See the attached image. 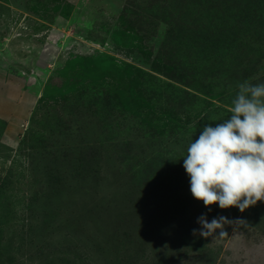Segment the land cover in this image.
I'll use <instances>...</instances> for the list:
<instances>
[{
  "label": "rangeland",
  "instance_id": "374dc122",
  "mask_svg": "<svg viewBox=\"0 0 264 264\" xmlns=\"http://www.w3.org/2000/svg\"><path fill=\"white\" fill-rule=\"evenodd\" d=\"M212 1L0 0V264H264V201L243 213L209 210L190 192L183 157L203 130L198 110L207 103L175 120L167 112L176 106L161 100H147L141 119L133 103L131 110L117 103L123 109L103 124L92 105L75 113L68 103L88 86L113 92L116 81L70 86L57 75L71 56L103 52L189 89L152 69L176 63L174 29H193L205 6L220 23L203 17L208 36L237 29L252 48L264 41L255 29L264 0ZM125 9L131 32L121 46L110 32L123 28ZM50 79L69 99L41 102ZM209 81L222 92L205 98L210 109L222 108L206 119L215 126L227 119L239 84L230 73ZM202 214L247 224L225 225L222 238L193 236Z\"/></svg>",
  "mask_w": 264,
  "mask_h": 264
},
{
  "label": "trees",
  "instance_id": "16d2710c",
  "mask_svg": "<svg viewBox=\"0 0 264 264\" xmlns=\"http://www.w3.org/2000/svg\"><path fill=\"white\" fill-rule=\"evenodd\" d=\"M214 0L211 2L213 4ZM128 9H125L121 15L122 27L128 17ZM209 13L208 6L203 8L201 14L196 15V20L193 29L186 26L177 25L174 29V40L172 47L173 53L179 54L176 58V63L171 65L169 62L163 67L155 65L152 69L154 72L165 75L170 80L183 84L189 89H180L173 86L169 82L160 80L152 73L144 72L141 69L122 64L103 52L94 53L89 56L75 55L66 62V64L57 72V75L65 81L68 85H72L75 81H88L92 86L97 82L107 79H113L119 85L117 90L108 92L100 90L99 92H92L85 89L84 93L75 97V93L71 97L72 103H68L72 107V111L77 113L81 109L86 110L95 107V113L100 116L103 124H106V118L112 111H120L123 108H118V104L127 107L126 110H131L130 104L133 103L134 109L137 111V117L140 118V108H143L147 100H161L168 105L176 106L175 112L168 111L167 114L170 119L175 120L179 113L184 114V118H188V111H194L200 107L199 102L204 101L206 106L199 109L202 113V119L211 118L217 111L222 110L220 106H214L210 109V102L205 98L221 97L222 92L215 93L211 89L212 83L205 82L206 77L209 76L211 80H216L218 76L225 73H230L234 77L236 84L248 81L250 84L264 83V41L253 48L248 44L247 38L240 36L237 29H234L233 35L216 30L215 33L208 36L202 28L200 23L204 16L213 19L216 28L218 20L212 17ZM167 11L162 10L158 17L160 20H166ZM183 18L180 17V20ZM215 19V20H214ZM190 25V24H189ZM260 36H264V16L258 21ZM191 27V26H190ZM233 30V29H232ZM237 30V31H236ZM131 32L127 27L110 32L111 40L117 45L123 46L125 34ZM239 31H242L240 28ZM109 34V32H107ZM224 36V37H223ZM264 38V37H263ZM181 45L182 48H179ZM194 59H190L192 56ZM162 82L159 87L156 86L157 82ZM85 83V82H84ZM75 84V83H74ZM86 84V85H88ZM84 85V84H81ZM93 90V88H92ZM192 90V91H191ZM239 90V89H238ZM62 90L48 81L45 91L40 98L41 102L51 101L56 102L59 95H67L69 93H61ZM237 91V90H236ZM74 92V91H73ZM238 91L232 96L237 95ZM87 98V99H85ZM127 98H130L128 100ZM216 99V98H215ZM116 100H119L116 101ZM141 100V101H140ZM138 101H140L138 103ZM232 105V101H230ZM78 109V111L76 110ZM165 110V106L162 108ZM81 110V111H82ZM225 111V110H223ZM227 118H230L231 112H227ZM141 119V118H140ZM209 120V119H208ZM4 130V129H2ZM1 230V229H0ZM3 242H0V257L2 252Z\"/></svg>",
  "mask_w": 264,
  "mask_h": 264
},
{
  "label": "clouds",
  "instance_id": "9594fccd",
  "mask_svg": "<svg viewBox=\"0 0 264 264\" xmlns=\"http://www.w3.org/2000/svg\"><path fill=\"white\" fill-rule=\"evenodd\" d=\"M238 89L230 118L205 125L183 157L190 192L209 210L218 204L221 209L236 207L243 213L264 201V83L244 81ZM197 223L200 228L192 234L205 239L227 236L225 225L247 224L225 216L209 221L204 214Z\"/></svg>",
  "mask_w": 264,
  "mask_h": 264
}]
</instances>
